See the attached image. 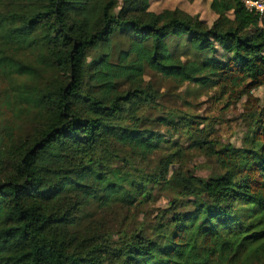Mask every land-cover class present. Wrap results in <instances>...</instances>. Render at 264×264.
<instances>
[{"label":"trees","instance_id":"trees-1","mask_svg":"<svg viewBox=\"0 0 264 264\" xmlns=\"http://www.w3.org/2000/svg\"><path fill=\"white\" fill-rule=\"evenodd\" d=\"M151 1L0 0V264H254L264 253L258 15L210 0L208 21ZM147 72L244 97L240 146L217 149L198 116L164 112ZM174 131L219 174L183 172L180 150L168 153ZM161 194L166 207L126 224Z\"/></svg>","mask_w":264,"mask_h":264},{"label":"rangeland","instance_id":"rangeland-1","mask_svg":"<svg viewBox=\"0 0 264 264\" xmlns=\"http://www.w3.org/2000/svg\"><path fill=\"white\" fill-rule=\"evenodd\" d=\"M209 2L210 0H152L150 9L155 12H161L165 9H179L210 21L212 15L208 8ZM145 80L151 81L160 90L162 94L160 103L163 105L164 112L178 116H198L199 119L196 121L200 124L195 128L203 129V135L208 133L207 140L212 141L215 148L218 149L227 144L235 147L240 146L241 139L246 132L243 120L245 115L244 97L239 99L235 93L231 96L221 95L219 90H202L188 84L177 87L172 82L163 80L151 72H147ZM251 95L261 101L264 97V89L253 90ZM168 141V153H174L176 149L180 150V169L183 172L204 179L219 174L220 171L215 160L203 151L194 149L192 140L183 131L168 133ZM171 143H176L177 146L172 147ZM157 157L158 155H155L154 159ZM166 204L167 196L161 194L155 203L146 208L144 213L128 219L126 224L129 221L130 224L135 222L136 224H145L146 221L152 219L157 209L166 207ZM115 218L120 220L121 216H114L112 219ZM253 263L264 264V253L254 258Z\"/></svg>","mask_w":264,"mask_h":264},{"label":"built area","instance_id":"built-area-1","mask_svg":"<svg viewBox=\"0 0 264 264\" xmlns=\"http://www.w3.org/2000/svg\"><path fill=\"white\" fill-rule=\"evenodd\" d=\"M248 10L258 15L259 25L264 29V1L262 0H239Z\"/></svg>","mask_w":264,"mask_h":264}]
</instances>
